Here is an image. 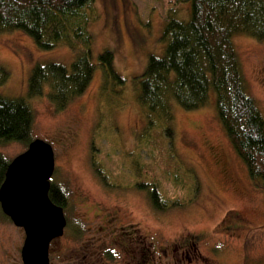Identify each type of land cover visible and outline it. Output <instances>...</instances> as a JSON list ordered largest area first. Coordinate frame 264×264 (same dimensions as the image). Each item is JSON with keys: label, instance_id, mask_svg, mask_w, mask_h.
<instances>
[{"label": "rangeland", "instance_id": "1", "mask_svg": "<svg viewBox=\"0 0 264 264\" xmlns=\"http://www.w3.org/2000/svg\"><path fill=\"white\" fill-rule=\"evenodd\" d=\"M173 9L178 19L188 20V4L177 0H95L89 26L93 62L112 51L126 82L105 85L98 66L86 92L62 111L47 95L29 98L28 82L37 64L71 66L75 51L67 45L41 50L21 31L0 32V65L10 74L0 95L28 99L35 114L32 136L53 146L51 182L68 197V226L51 243V264H141L145 254L152 264H178L187 241L197 243L198 250L192 248L193 262L182 264H264V189L250 178L213 102L197 110L173 108L174 134L165 148L176 156L168 165L178 169L180 178L157 168L155 176L164 196L182 206L158 212L149 190L140 188L139 167L153 165L157 154L147 146L149 139L163 126L160 121L149 126L134 78L146 70L150 56L164 55L166 17ZM234 41L250 95L264 113V42L245 35ZM25 148L17 142L0 144V154L12 160ZM94 158L109 179L97 172ZM113 218L114 234L113 227L108 230ZM115 234L126 235L121 245L113 244ZM25 237L0 206V264H24Z\"/></svg>", "mask_w": 264, "mask_h": 264}, {"label": "trees", "instance_id": "2", "mask_svg": "<svg viewBox=\"0 0 264 264\" xmlns=\"http://www.w3.org/2000/svg\"><path fill=\"white\" fill-rule=\"evenodd\" d=\"M177 2L188 4V20L178 19L174 9L168 13L164 55L150 56L146 70L134 78L149 126L159 121L163 126L155 130L147 145L157 152L155 162L139 167L140 188L149 190L152 206L158 212L182 206L179 200L164 196L155 176L160 169L176 181L180 178L178 169L168 165L174 155L165 148L170 147L168 142L173 138L176 104L190 111L213 102L218 120L250 178L264 189V113L250 95L234 41L237 35H245L264 42V0ZM95 12V0H0V32L21 31L41 50L67 45L76 53L71 66L37 64L28 82L29 98L47 95L55 109L62 111L86 92L98 66L105 72V85H125L126 79L115 68L112 51L103 52L98 64L93 62L94 38L89 26ZM9 79V72L0 65V87ZM34 122L28 99L0 95V144L17 142L27 148L34 139ZM11 161L0 154V187ZM94 164L104 180L109 179L100 163L95 160ZM50 198L63 207L68 203L65 191L56 185L51 187Z\"/></svg>", "mask_w": 264, "mask_h": 264}, {"label": "water", "instance_id": "3", "mask_svg": "<svg viewBox=\"0 0 264 264\" xmlns=\"http://www.w3.org/2000/svg\"><path fill=\"white\" fill-rule=\"evenodd\" d=\"M55 169L53 146L36 138L10 162L0 187L3 213L25 231L24 264H51V243L62 237L68 226L64 207L50 198Z\"/></svg>", "mask_w": 264, "mask_h": 264}, {"label": "flooded vegetation", "instance_id": "4", "mask_svg": "<svg viewBox=\"0 0 264 264\" xmlns=\"http://www.w3.org/2000/svg\"><path fill=\"white\" fill-rule=\"evenodd\" d=\"M115 218H113L110 222H109V224H110V226H108V230L109 229H111L112 227H113V229H112V233L114 234V233H116L117 232V230H116V228H115V225H116V222H115ZM111 235H109L108 237H110ZM116 236V234L113 236V239H112V242H113V244L114 245H121V242L122 241H124V240H122L121 238H124L126 235H124V234H122V235H120V237H115ZM199 241V240H198ZM185 246L187 245L188 247L186 248L185 247V249L183 250V252H182V255L180 256V257H177L176 258V262L178 263V264H182L185 260H187L188 261V263L190 262H193V257L191 256V254H193V252H192V248L194 249V253H196V249L198 250V248H197V243H193V246H192V243H190V242H186L185 244H184ZM122 247H126L125 246V244L123 245L122 244ZM190 248V249H189ZM50 257H51V253H50ZM195 258L196 259H198V256L197 255H195ZM100 260V259H99ZM182 260H183V262H182ZM152 261H153V259H152V257L150 258V257H148V255H146L145 254V256H143L142 257V259H141V264H148V262H149V264H152ZM182 262V263H181ZM184 264H187V263H184Z\"/></svg>", "mask_w": 264, "mask_h": 264}]
</instances>
